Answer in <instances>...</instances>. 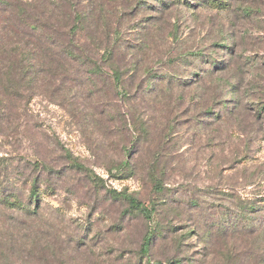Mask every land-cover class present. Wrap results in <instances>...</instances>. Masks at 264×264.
Wrapping results in <instances>:
<instances>
[{"label": "rangeland", "instance_id": "obj_1", "mask_svg": "<svg viewBox=\"0 0 264 264\" xmlns=\"http://www.w3.org/2000/svg\"><path fill=\"white\" fill-rule=\"evenodd\" d=\"M7 1L58 44L75 36L109 77L92 85L30 32L37 79L0 95V183L18 180L23 200L26 180L42 183L40 233L2 209L0 227L49 235L63 252L44 264H264V211L243 210L264 205V0Z\"/></svg>", "mask_w": 264, "mask_h": 264}, {"label": "trees", "instance_id": "obj_2", "mask_svg": "<svg viewBox=\"0 0 264 264\" xmlns=\"http://www.w3.org/2000/svg\"><path fill=\"white\" fill-rule=\"evenodd\" d=\"M176 3H183L188 8L193 7L189 0H174ZM197 5L209 6L218 10L228 9V6L222 0H195ZM5 7V14L14 12V18L6 17V20L2 22L0 31L2 38H0V95H17L22 88H31L37 79V73L39 70L36 67L40 66L36 62L35 53L33 52L32 43L27 40L30 32L40 30L43 33V38L49 42L58 46L64 55L70 60L80 65L85 71L86 79L94 85L97 81H105V76H108L99 64V61L94 60L92 57L85 55V49L80 47L78 40L75 36H70L67 39L66 46L58 44L53 38V33L43 29L42 24L36 25L27 17V4H15L12 5L7 0H2L0 3ZM82 16L76 15L73 19V26L69 29V33L74 34L82 25ZM189 56H199V53H191ZM101 61L100 63L105 62ZM112 81L115 88L121 86L122 77L119 70L112 69ZM109 77V76H108ZM104 78V80H103ZM173 78L168 79L167 76L164 80L171 81ZM125 91H127L125 89ZM125 95L128 94L125 92ZM130 96V94H129ZM209 109L206 113H209ZM119 171V170H117ZM128 175L125 178H130ZM18 180L10 181L8 184L0 183V209L9 211L17 216H23L30 222L33 229H38L36 222L41 218L39 212L41 198L39 196V188L42 185L37 179L26 180V183H30V188L26 196V200L21 198V191L17 186ZM6 185V186H5ZM46 191V190H45ZM111 199L114 202H126L131 210H137L142 215H145L146 211L139 202L134 198L125 195L123 193L111 195ZM264 203V200L262 201ZM27 203V204H26ZM243 210L246 213L259 214L264 211V205L260 203L247 202L243 206ZM29 222H21L20 229L12 230L11 228L0 227V263L1 264H44V255L46 251H56L62 253L63 250L59 245H52L50 236L44 234L45 237L38 238V235L34 234L33 230L29 227H24V224ZM5 229V230H4ZM40 233L39 229L37 230ZM149 238H145L143 242V248L141 253H147ZM61 244V243H60Z\"/></svg>", "mask_w": 264, "mask_h": 264}]
</instances>
